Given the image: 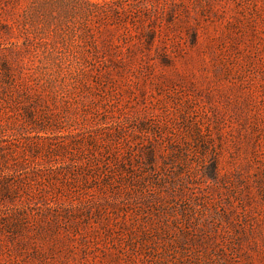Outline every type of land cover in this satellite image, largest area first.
<instances>
[{"label": "rangeland", "instance_id": "1", "mask_svg": "<svg viewBox=\"0 0 264 264\" xmlns=\"http://www.w3.org/2000/svg\"><path fill=\"white\" fill-rule=\"evenodd\" d=\"M0 264H264V0H0Z\"/></svg>", "mask_w": 264, "mask_h": 264}, {"label": "trees", "instance_id": "2", "mask_svg": "<svg viewBox=\"0 0 264 264\" xmlns=\"http://www.w3.org/2000/svg\"><path fill=\"white\" fill-rule=\"evenodd\" d=\"M4 68H5V73H6V74L11 73V65H10V63L5 62V63H4Z\"/></svg>", "mask_w": 264, "mask_h": 264}]
</instances>
